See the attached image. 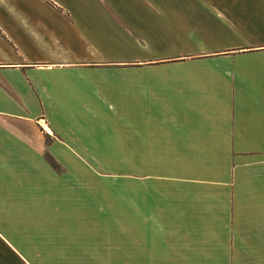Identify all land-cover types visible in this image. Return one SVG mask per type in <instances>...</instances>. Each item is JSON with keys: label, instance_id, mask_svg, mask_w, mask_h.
Returning <instances> with one entry per match:
<instances>
[{"label": "crops", "instance_id": "obj_1", "mask_svg": "<svg viewBox=\"0 0 264 264\" xmlns=\"http://www.w3.org/2000/svg\"><path fill=\"white\" fill-rule=\"evenodd\" d=\"M48 1L73 29L84 16L77 10L87 8L128 22L129 36H153L138 33L153 18L152 2ZM225 1L204 16L264 19L258 0ZM187 8L203 15L199 4ZM169 13L176 15L162 16ZM90 22L77 31L76 47L53 34L57 46L47 49L48 36L38 34L40 54L15 60L0 52V264H264V177L201 176L195 159L178 155L175 169L191 170L180 175L164 158L232 153L235 143L239 151L264 149V90L242 93L214 74L222 72L216 66L194 81L198 92L181 86L156 97L147 89L132 100L129 152L147 154L146 167L157 171L139 172L131 158L128 175H101L90 153L106 151L119 126L102 104L101 64L89 63L101 57L92 38L101 27ZM123 233L131 241L125 261L115 252Z\"/></svg>", "mask_w": 264, "mask_h": 264}, {"label": "rangeland", "instance_id": "obj_2", "mask_svg": "<svg viewBox=\"0 0 264 264\" xmlns=\"http://www.w3.org/2000/svg\"><path fill=\"white\" fill-rule=\"evenodd\" d=\"M44 1L49 2L0 0V52L7 53L10 59L20 60L24 53L38 52L33 40L38 34L48 36L46 48L52 49L57 46L52 39L53 34L62 41V47H70L78 45L75 35L81 31V27H85L84 22L91 21L90 24L101 27V36H92L101 50V57L91 58L89 63L101 64V97L107 99L102 104L109 108L119 126L111 129L117 139L105 147L108 151L90 153V160L101 161V175H128L131 158L139 172L153 170L152 166L149 169L146 167L147 154L129 152L132 100L144 98L147 89L154 92L156 97H160L164 90L181 86L185 87L186 92H198L194 81L199 80L198 76L212 73L210 67L216 66L222 72L214 74L225 80H234L237 83L234 85L240 87L242 93L249 90L254 92L253 87L264 90V19H252V23L226 24L204 16L211 4H223L225 0H101L129 4L152 2L153 18L140 24L138 33L153 36H129L131 25L128 22L114 17L112 13L113 18L101 14L100 19L94 13L98 10L87 8L77 10L83 12L84 16L79 18V29L76 30L68 23V15H61V10L56 11ZM59 1L65 4L81 0ZM258 2L264 4L261 0ZM191 4H199L203 8L199 10L203 14L201 18L191 16L187 8ZM178 10L183 14L177 15ZM143 11L149 13L151 10ZM163 11H173L176 15L169 13V17L164 18ZM241 20L250 21L247 18ZM174 34L177 36H172ZM220 52L226 55H213ZM243 70L245 72H241ZM240 76H248L252 85L240 81ZM179 81L183 84L179 85ZM223 85L225 87V83ZM107 110L102 111L106 112L111 125L112 116ZM240 148L235 143L232 153H168L164 154V158L168 159L167 164H171L168 168L172 170L175 169L174 162L177 161L174 159L178 155L186 159L184 162L193 158L199 165L201 176L264 177V149L254 146V151H239ZM151 155L153 159L163 156ZM175 171L185 175L191 170L183 165V168ZM119 243L121 248L115 252L119 253L122 261L129 260V235L123 233Z\"/></svg>", "mask_w": 264, "mask_h": 264}]
</instances>
